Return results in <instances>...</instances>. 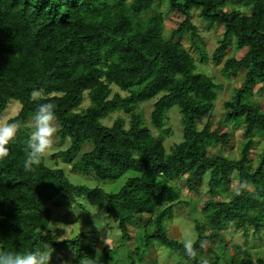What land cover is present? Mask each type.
Listing matches in <instances>:
<instances>
[{"label":"trees","instance_id":"obj_1","mask_svg":"<svg viewBox=\"0 0 264 264\" xmlns=\"http://www.w3.org/2000/svg\"><path fill=\"white\" fill-rule=\"evenodd\" d=\"M159 1L0 0V116L10 101L20 105L6 121L17 125V135L0 158V251L52 256L70 249L74 264H158L145 257L165 246L178 256L176 264H201V243L225 249L228 224L242 229L244 237L251 227L264 237V143L253 137L264 129V109L252 91L260 83L258 91L264 93V0H163L182 17L168 37ZM192 8L214 29L223 27L210 56L213 64L233 46L246 48L241 57L225 59V71L239 75L241 85L221 103L226 121L215 129L210 119L197 126L200 116L212 112L223 86L196 71L193 53L203 62L208 54ZM149 101L147 119L141 107ZM44 102L54 105L55 136L65 147L50 158L101 181L131 172L117 192L71 182L59 162L46 164L44 154L38 165L24 169L30 122ZM174 106L182 138L166 148ZM113 113L112 123L105 124ZM227 124L244 127L245 143L236 159L221 150L233 134L220 131ZM258 144L252 158L250 150ZM234 182L237 189L229 191ZM201 183L210 199L202 206L204 223L195 222L188 255L167 229L174 209L183 205L181 186L198 194ZM221 188L223 198L214 199ZM78 198L113 219L123 240L117 247L105 245L100 263L92 259L85 232L52 239L60 233L59 227L49 230L57 221L56 208ZM223 254L227 264H247L238 254L230 256L226 249ZM221 258L206 264H220ZM253 264H264L262 252H256Z\"/></svg>","mask_w":264,"mask_h":264},{"label":"rangeland","instance_id":"obj_2","mask_svg":"<svg viewBox=\"0 0 264 264\" xmlns=\"http://www.w3.org/2000/svg\"><path fill=\"white\" fill-rule=\"evenodd\" d=\"M158 11L162 13L163 16V26L164 33L168 37L170 36L171 30L175 29L178 24L181 22L182 17L178 14L177 11L170 10L165 1H159ZM192 21L197 26L199 34L202 38V42L206 48L208 59L203 62L199 60L198 53H193V57L196 59V71L204 73L206 75L214 77L219 83L222 84V90L218 92V98L216 100L215 107L211 113L204 114L197 119V126L201 128L207 119H210L213 123L212 128L215 129L219 126L222 121H226L223 116L224 109L221 106L223 101H228L233 95V90L237 87H240V77L236 75L234 77L229 76L225 71L226 61L225 59L231 55L236 57H241L245 52L246 48L238 49L233 46L229 48L226 52L225 59L218 65L213 64L211 60V53L216 47L218 39L221 38L223 32V27L218 26L213 28L212 24H209L203 21L198 16V10L192 8ZM183 45L187 48L190 44L187 36L182 38ZM260 83L254 85L253 99L260 102V109H264V93L258 91ZM151 103L144 104L141 108L143 109L144 116L148 119L149 112L151 110ZM19 103L15 100H12L8 103L6 109L0 116V125L6 124L8 118L14 116L19 110ZM117 116L116 113L109 115L104 119V123L110 125L113 119ZM180 114L177 107H173L168 113V124L169 135L165 139V147L168 148L172 143H178L181 141V131L182 127L180 124ZM31 126L33 121L30 122ZM56 126L57 122L55 120ZM232 130L233 134L229 135L227 138V145L221 148L222 153L227 158H238V153L245 143V138L243 135L244 127L239 126L236 129H232L230 124L227 126H222L220 128L221 132H226ZM156 135V133H155ZM260 143H264V129L260 133L255 132L254 136ZM64 142L61 145L58 143L56 136H54L53 143L51 147L44 153L46 164L49 166H54L59 162L58 167L64 169L69 180L75 184H84L87 186H99L105 192H117L125 183L126 178L131 174V172L126 173L122 177L113 180V181H101L96 178L87 177L84 174L73 172L69 165L63 164L58 159L50 158V155L57 150L64 149ZM85 148V147H83ZM88 148V146L86 147ZM261 149V144H258L254 149L250 150L249 155L254 158L256 152ZM250 187V186H248ZM237 189L236 183L234 182L228 188L229 191ZM221 191V192H220ZM181 199L182 204L177 206L174 211L171 220L168 224V235L171 238H175L182 242L187 239H191L192 244L196 238L195 232V222L204 223L206 214L202 210L203 203L210 199L206 194V186L204 183L200 184L198 194L193 191H190L186 186H181ZM219 195L213 197L214 199L223 198L222 188L218 189ZM77 203L72 204H61L56 208V213L58 211L57 221L52 220L49 230L52 227H59L60 233L54 234L53 240H62L64 238H69L79 233L85 232L83 239L86 243H89L91 249L89 250L92 259L96 263H100V254L102 248L107 245L109 247H117L120 245L123 240L121 239L120 232L116 229V222L107 217L104 211L98 207H92L86 201L78 198ZM84 201V202H83ZM65 205V206H64ZM82 209L88 210L91 213V216L88 217ZM78 217H81L82 221L77 220ZM89 224V225H88ZM53 231V229L51 230ZM88 232V234H87ZM242 229H237L234 224H228L226 230L223 232L226 239L225 249L228 250L230 256L236 255L240 256L241 259L245 260L247 264H253L256 257V252H262L264 255V237L263 232L260 231L259 234H253V228H249L248 234L246 237L242 234ZM205 234L208 233V230L204 231ZM202 254L200 256V263L206 264L208 259L214 257H222L220 264H227V258L223 254L224 248H218L214 243L202 242L201 243ZM118 251H122L119 249ZM246 251L248 252L246 254ZM241 253V254H239ZM248 255V256H247ZM165 246H158L156 249H151L149 254L145 257L146 260L157 259L158 264H176L177 257ZM73 252L70 249H66L63 252H56L50 256L49 264H74L72 262ZM179 259V258H178ZM248 260V262H247Z\"/></svg>","mask_w":264,"mask_h":264},{"label":"clouds","instance_id":"obj_3","mask_svg":"<svg viewBox=\"0 0 264 264\" xmlns=\"http://www.w3.org/2000/svg\"><path fill=\"white\" fill-rule=\"evenodd\" d=\"M39 95V93H37ZM32 131L27 141V158L23 167L26 171L40 163L43 154L51 147L57 132L54 105L50 102L40 103L32 117ZM18 127L14 123L0 125V158L8 155L9 143L15 139ZM184 248L192 255V241L187 239ZM50 255L42 251L3 252L0 251V264H49Z\"/></svg>","mask_w":264,"mask_h":264}]
</instances>
